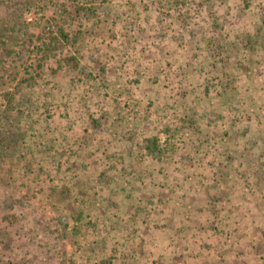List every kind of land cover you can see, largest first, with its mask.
Wrapping results in <instances>:
<instances>
[{"label": "rangeland", "instance_id": "1", "mask_svg": "<svg viewBox=\"0 0 264 264\" xmlns=\"http://www.w3.org/2000/svg\"><path fill=\"white\" fill-rule=\"evenodd\" d=\"M130 133L210 189L203 264H264V0H0V264H83L75 164Z\"/></svg>", "mask_w": 264, "mask_h": 264}, {"label": "crops", "instance_id": "2", "mask_svg": "<svg viewBox=\"0 0 264 264\" xmlns=\"http://www.w3.org/2000/svg\"><path fill=\"white\" fill-rule=\"evenodd\" d=\"M130 134L127 138L120 136L121 146L110 150L109 155L103 154L102 149L99 155L88 153L87 162L75 164V169L82 172L72 180L75 188L69 199L81 208L78 217L85 216L91 222L83 228L84 234L80 232L76 247L82 263L203 264V256L211 258L210 189L205 188L200 194L201 211L196 205H189L187 199L182 200L181 188L171 185L166 189L160 176L156 178L150 168L147 173L146 156L140 159L145 140L140 139V134ZM130 137L137 139L140 147L131 146ZM106 140L112 141L110 135H106ZM85 170L92 171L90 179L81 180ZM87 199L89 211L83 210ZM178 200L184 205L177 208ZM218 247L219 250L220 244Z\"/></svg>", "mask_w": 264, "mask_h": 264}, {"label": "trees", "instance_id": "3", "mask_svg": "<svg viewBox=\"0 0 264 264\" xmlns=\"http://www.w3.org/2000/svg\"><path fill=\"white\" fill-rule=\"evenodd\" d=\"M149 148H153L152 145Z\"/></svg>", "mask_w": 264, "mask_h": 264}]
</instances>
